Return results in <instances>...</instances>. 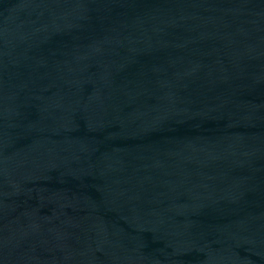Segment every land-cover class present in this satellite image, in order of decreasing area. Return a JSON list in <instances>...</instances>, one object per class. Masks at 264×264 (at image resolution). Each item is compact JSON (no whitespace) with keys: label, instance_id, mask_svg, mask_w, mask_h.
Returning a JSON list of instances; mask_svg holds the SVG:
<instances>
[{"label":"water","instance_id":"95a60500","mask_svg":"<svg viewBox=\"0 0 264 264\" xmlns=\"http://www.w3.org/2000/svg\"><path fill=\"white\" fill-rule=\"evenodd\" d=\"M0 264H264V0H0Z\"/></svg>","mask_w":264,"mask_h":264}]
</instances>
